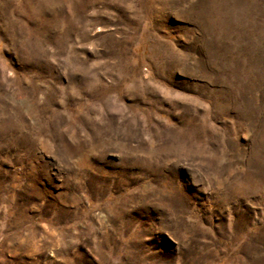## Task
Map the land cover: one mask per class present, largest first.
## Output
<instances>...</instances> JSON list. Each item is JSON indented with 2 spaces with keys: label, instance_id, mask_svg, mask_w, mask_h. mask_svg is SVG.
<instances>
[{
  "label": "rangeland",
  "instance_id": "rangeland-1",
  "mask_svg": "<svg viewBox=\"0 0 264 264\" xmlns=\"http://www.w3.org/2000/svg\"><path fill=\"white\" fill-rule=\"evenodd\" d=\"M0 264H264V0H0Z\"/></svg>",
  "mask_w": 264,
  "mask_h": 264
}]
</instances>
